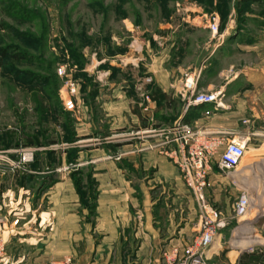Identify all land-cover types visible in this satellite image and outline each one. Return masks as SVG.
<instances>
[{"label":"crops","instance_id":"obj_1","mask_svg":"<svg viewBox=\"0 0 264 264\" xmlns=\"http://www.w3.org/2000/svg\"><path fill=\"white\" fill-rule=\"evenodd\" d=\"M220 47L221 42L212 43L205 69L211 68L200 74L197 85L198 92L221 91L217 103L188 106L184 69H175L165 51L152 54L146 73L135 75V90L113 85L102 94L107 100L100 105V125L117 140L77 154L50 144L16 174L9 167L2 170L0 234L8 246L0 264H49L66 257L74 264H164L175 249L182 253L200 230V210L168 155L176 146L143 134L178 121L211 136L237 139L246 148L241 172L239 166L225 178L214 166L209 174L205 196L224 217L206 253L207 264H264V220L231 218L238 192L264 193V60L245 70L232 65L217 71L212 57ZM82 110L86 116L74 128L78 145L96 140L91 130L99 124L89 107ZM132 125L143 136L135 144L125 143ZM77 170L95 183L93 213L76 189L72 176ZM38 181L48 188L38 190Z\"/></svg>","mask_w":264,"mask_h":264},{"label":"rangeland","instance_id":"obj_2","mask_svg":"<svg viewBox=\"0 0 264 264\" xmlns=\"http://www.w3.org/2000/svg\"><path fill=\"white\" fill-rule=\"evenodd\" d=\"M213 14L220 19L217 36L208 28ZM263 33L264 0H0V51H6L0 57V151L11 150L15 162L21 150L33 151L34 163L50 144L71 147L72 154L107 146L117 139L100 125L102 94L113 85L135 90V75L146 73L152 54L167 53L190 77L211 68L205 66L218 41L213 68L245 70L264 60ZM70 97L71 112L65 108ZM84 106L99 124L91 130L96 140L78 145L74 128L86 116ZM125 133V143L143 136L134 125ZM5 168L1 163L0 172ZM248 196L249 213L237 218L232 211V220H264V193Z\"/></svg>","mask_w":264,"mask_h":264},{"label":"built area","instance_id":"obj_3","mask_svg":"<svg viewBox=\"0 0 264 264\" xmlns=\"http://www.w3.org/2000/svg\"><path fill=\"white\" fill-rule=\"evenodd\" d=\"M220 19L217 14L210 16L208 28L214 36L218 35ZM59 74H65L64 69ZM200 74L186 77L184 89L191 96L188 106L215 104L222 96L221 91L198 92L197 85ZM75 84L71 83L74 89ZM72 89V91H73ZM67 111H74L76 104L69 98L65 101ZM144 135H158L164 140L167 147L176 146L168 153L169 157L179 167L183 180L191 189L200 210V230L195 238L184 248L183 252L174 250L172 255L166 257L164 264H207L206 253L214 245L223 220V212L213 206L205 196L208 186V177L213 167L216 166L223 177L230 178L246 156V148L237 139L227 140L220 136H211L200 130H195L190 124L178 121L162 130H147ZM10 151H0L1 163L12 171L23 168L34 161V152L21 150L17 162L9 158ZM250 198L247 193H242L233 206L237 218H242L250 211ZM4 218L0 216V223ZM19 220L13 221L17 225ZM7 241L0 234V263L7 252ZM49 264H74L72 257L53 261Z\"/></svg>","mask_w":264,"mask_h":264},{"label":"trees","instance_id":"obj_4","mask_svg":"<svg viewBox=\"0 0 264 264\" xmlns=\"http://www.w3.org/2000/svg\"><path fill=\"white\" fill-rule=\"evenodd\" d=\"M5 52H6L5 50L0 51V57H1L2 60H3V58L6 55ZM1 61H0V63H1ZM66 130L68 131V128ZM69 141H67V142H69ZM29 143L34 144L30 140H29ZM83 174H84L83 172H76V173L73 174L72 177H73V180L75 182L76 189H77V191H78V193H79V195H80L81 200L83 201V203H85L87 201L86 202V204H87L88 203V200H90L91 203L90 204H87V206L89 207V209L93 213L94 210H95V205H96L95 203H96V198H97V193H96L95 190H93L94 189L93 186L95 185V183L93 182L92 177L89 174L86 176V180L88 182L87 183L85 181V177H84ZM85 182L87 183V186L89 187L88 190H89L90 196H89V193H88L87 189L86 190L84 189ZM90 188L92 190H90Z\"/></svg>","mask_w":264,"mask_h":264}]
</instances>
